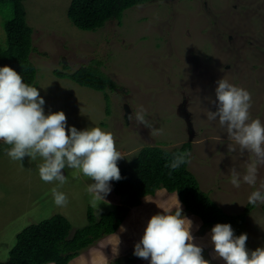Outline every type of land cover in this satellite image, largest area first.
Returning <instances> with one entry per match:
<instances>
[{"label":"rangeland","instance_id":"374dc122","mask_svg":"<svg viewBox=\"0 0 264 264\" xmlns=\"http://www.w3.org/2000/svg\"><path fill=\"white\" fill-rule=\"evenodd\" d=\"M70 2L25 0L35 47L31 59L38 69L36 87L45 100V114L63 111L67 127L78 131L99 127L111 132L124 156L117 162L119 169L145 145L171 149L191 141L189 168L202 189L226 212L244 210L251 193L264 184V167L255 186L241 179V186L234 187L232 170L242 178L253 157L242 153L226 127L218 118L209 120L208 113L217 110L215 89L224 79L251 93V119L264 124V0H149L125 9L121 22L111 19L96 31L74 25L68 16ZM11 17L9 6L0 9V46L6 44L4 23ZM89 64L116 83L114 90L107 89L109 109L104 92L54 73ZM137 112L151 129L136 122ZM10 147L0 141V261L9 259L25 227L61 213L75 231L87 224L92 205L90 178H73L75 170L66 167L64 185L46 183L39 176L42 158L13 161L6 154ZM110 186L107 203L94 207L97 215L130 203L128 196L114 191L112 181ZM53 188L67 195L65 206L54 203ZM165 202L174 204L175 193L161 188L145 196L125 214L116 234L104 236L69 264H150L133 255L134 246L150 218L163 214L158 206ZM181 206L182 215L193 221L194 242L203 248L204 259L225 264L216 258L211 229L202 232L200 218ZM247 224L254 250L264 247V204L253 206Z\"/></svg>","mask_w":264,"mask_h":264},{"label":"clouds","instance_id":"9594fccd","mask_svg":"<svg viewBox=\"0 0 264 264\" xmlns=\"http://www.w3.org/2000/svg\"><path fill=\"white\" fill-rule=\"evenodd\" d=\"M217 84V110L209 111L208 119L218 118L221 126L226 127L228 138L239 146L242 153L248 152L253 157L242 178L240 173L232 170L231 183L239 188L242 179L255 186L259 168L264 167V124L259 119H251L250 92L224 79ZM44 105L45 100L37 87L23 82L22 76L11 67H0V141L11 146L6 154L11 160L20 162L26 156L32 161L42 158L39 176L46 183L64 185L67 177L62 170L66 167L73 169V178L83 174L93 181L87 187L93 207L107 203L105 197L112 190L110 182L124 178L117 164L124 156L117 150L113 134L99 127L83 131L74 126L69 128L63 111L46 115ZM128 119L131 121L132 115ZM135 120L152 128L142 112L135 114ZM190 156L188 152L175 154L166 167L176 170L181 165L190 164ZM52 195L57 206L68 203L67 195L56 188L52 189ZM248 199L253 205L264 204V184ZM158 207L163 214L150 218L142 238L134 246L133 255L149 260L150 264H210L204 259L203 248L194 242L193 221L182 215L177 192L174 204L165 202ZM247 240V234L236 236L228 223H217L211 229L216 258L225 264H264V247L249 250Z\"/></svg>","mask_w":264,"mask_h":264},{"label":"trees","instance_id":"16d2710c","mask_svg":"<svg viewBox=\"0 0 264 264\" xmlns=\"http://www.w3.org/2000/svg\"><path fill=\"white\" fill-rule=\"evenodd\" d=\"M24 1L0 0V9L9 6L12 14L4 23L7 41L0 46V67H11L22 76L23 82L36 87L38 69L31 59V52L35 49L33 30L27 20ZM146 2L149 0H71L68 16L78 28L96 31L111 19L121 22L125 9ZM64 67L68 68L67 65ZM54 73L59 77L71 78L82 86L104 92L109 109L110 97L107 89L114 90L116 83L100 68L89 64L72 72L56 69ZM192 149L191 141L171 149L158 144L143 146L120 169L124 178L112 181L114 191L128 196L129 204H119L115 210L103 211L99 215L90 205L87 209V224L75 231L69 218L61 213L31 224L17 234V242L9 252V259L0 261V264H69L104 236L116 234L125 220V214L132 207L141 205L145 196H153L161 188L169 193L177 192L184 209L201 219L202 232L212 229L217 223H228L236 236L247 234V248L254 250L247 224L253 204L248 202L239 213L226 212L202 189L189 164L181 165L176 170L166 167L175 154L190 153Z\"/></svg>","mask_w":264,"mask_h":264},{"label":"bare ground","instance_id":"6f19581e","mask_svg":"<svg viewBox=\"0 0 264 264\" xmlns=\"http://www.w3.org/2000/svg\"><path fill=\"white\" fill-rule=\"evenodd\" d=\"M49 264H52V263H49Z\"/></svg>","mask_w":264,"mask_h":264}]
</instances>
